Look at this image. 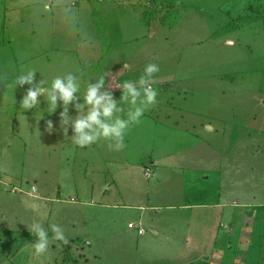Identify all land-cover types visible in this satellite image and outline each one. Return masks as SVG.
<instances>
[{
  "label": "rangeland",
  "instance_id": "1",
  "mask_svg": "<svg viewBox=\"0 0 264 264\" xmlns=\"http://www.w3.org/2000/svg\"><path fill=\"white\" fill-rule=\"evenodd\" d=\"M120 1L118 11L114 0H0V264H157L165 257L154 254L156 237L147 232L138 243L126 230V222L137 218L138 211L112 204L144 200L142 191L125 184L133 186L136 176V187L144 184L153 173L144 169L150 157L160 161L166 155L178 159L176 165H196L187 166L194 175L198 168L202 172L183 174L182 185L169 183V190L154 195L151 202L166 204L172 198L181 200L182 194L185 202L208 200L220 181L219 187L225 184L224 201L235 192L238 204L255 207L241 212L245 219L221 239L222 251L214 262L192 263L264 264V206L257 210L253 192L238 187L255 183L260 187L252 190L261 195L258 190L264 185V0H156L155 5L168 4L173 18L162 20L158 14L149 27L141 15L145 25L136 20L137 25L134 22L126 31L133 35L154 30L151 38L142 37L151 42L119 45L117 35L108 40L110 45L100 46L94 26L108 17L118 19L116 12L121 21L133 9L131 1ZM142 1L136 10L146 9ZM113 22L111 33L117 34L118 24ZM87 36L94 38L91 45L80 41ZM148 64L159 69L149 80L157 91L156 102L145 109L140 123L130 125L119 148L103 138L83 147L73 143L72 121L83 117L87 106L78 114L70 103L67 124L59 100L51 114L45 95L37 97L38 106L22 107L29 89L38 91L69 74L77 77L81 93L102 78L105 88L100 93L107 90L120 102V81H131L139 89V77ZM28 70L35 72L32 84L14 83ZM81 93L75 103H82ZM123 107L121 116L130 106ZM193 120L199 123L190 125ZM234 132L236 137L242 134L244 144L238 150L234 141L226 140ZM205 133L219 136L214 143L222 152L213 157L197 154L194 164L182 162L180 157L194 151ZM245 145L250 154L240 155ZM215 156L217 162L223 159L246 169L240 168L230 183V175L214 174L219 172ZM160 174L165 176L166 170L161 168ZM131 176L132 182L126 183ZM233 184L235 191L225 190ZM187 215L188 211L182 214ZM182 216L177 211L173 224L162 226L171 228ZM34 222L49 235L48 250L40 255L32 247ZM53 224L63 229L66 243L52 239ZM131 226L136 232L141 227L134 222Z\"/></svg>",
  "mask_w": 264,
  "mask_h": 264
},
{
  "label": "crops",
  "instance_id": "2",
  "mask_svg": "<svg viewBox=\"0 0 264 264\" xmlns=\"http://www.w3.org/2000/svg\"><path fill=\"white\" fill-rule=\"evenodd\" d=\"M114 1L115 2H113L112 4H114L119 11V7L122 2L120 0H114ZM130 1L133 4V9L127 11V13L124 14V17L127 16L125 17V19L126 18L130 19L128 20V24L124 23L125 19L120 21L119 12H116V14L118 15V19L117 18L110 19L108 17V19H104L103 21H101L100 25L96 24L94 26L95 27L94 38L97 40L99 39L101 40L99 45L100 44L110 45V41L114 39V36L116 38L117 35H118L117 39L121 41L119 45H122V42L123 44L124 43L126 44L127 41H129L130 43L133 41L151 42L148 40H144L142 37L146 36V38L148 37L151 38L150 36L154 34V30H149L148 32L146 31V32H141V34L138 33L133 35H129L126 32L127 30L132 29L129 26L133 25L134 22L136 24L137 23L136 20L142 23V21L140 20L141 15L145 17V21H147V23L145 24H147L149 27H151V22L153 21V20H149V21L147 20V18H149L147 16L148 15L147 9H149L150 7V3L148 1L144 3L142 0H127V2ZM141 1H142V6H145L146 9L136 10L137 7L141 6L140 3ZM113 21L115 22L117 21L118 24L117 34L111 33V30H113L116 27ZM134 28L136 29V26ZM98 31H100V36L98 34L99 33ZM164 37L168 39L167 36ZM94 38L92 37L90 39H94ZM141 38L143 40H141ZM90 39L87 36L86 39L81 38L80 41L83 44L91 45ZM103 40H107V41H103ZM76 41H79L78 37H76ZM139 45L140 44H138V46ZM138 57L140 58V55ZM121 60L122 61L124 60V62H126V60L123 58ZM127 67H130L129 63ZM190 117L193 119L194 117L193 114ZM199 120L191 121L190 125H193L194 123H199L198 122ZM251 121H253V119H251L250 121L248 120L247 125ZM216 136L218 135L205 133L204 138L201 141H199L196 147H193L192 150L194 151H191L183 155V157L179 156L180 160L182 162L189 161V163L194 164L192 163V160L194 156L195 157L197 156V154L199 155V157H202L204 153L208 154L210 157H213L214 155L221 153L222 152L221 149L215 145V143H217ZM241 136L242 134L240 133V135L236 137L234 132L230 134L226 138V140L228 142L234 141L233 145L236 144L237 145L236 149L238 150V147H242L244 144L243 141H240ZM244 150L245 152L243 151L242 148V150L239 151L240 155H245L246 153L250 154L248 153V149L246 145L244 146ZM172 157H173L172 155L170 156L166 155L165 158L161 156L162 159H160V161L157 160L159 159L158 157L157 158L154 156L150 157L151 158L150 162L148 165L144 166L145 167L144 169L148 170L149 172L153 171V173H151V177H149V179L146 180L144 184H139V187H136L139 182L137 176L134 178L133 186L125 184L126 188L133 187L134 191L136 192L142 191L143 192L142 196L144 200L134 201V203H131L130 205L127 203L120 204V202L118 204H112V205L113 207L116 206L118 208L121 207L122 209H126V210L133 209L138 211L136 214L137 218L131 220L129 219L126 222V226H127L126 230L136 235L138 243L140 242L139 240L140 238H145L147 232H149V234H152L153 236L156 237L157 241H155L152 244L158 247V251H154L155 252L154 254H156L157 257H165L161 259L159 258L160 260L157 261L158 262L157 264H193L192 263L193 260H200V262L209 263L208 259L214 262L216 255L218 256L222 251L221 239L226 238L227 235H231L236 230V226L238 222L241 219H245L244 216L240 218L241 212L248 207L252 210H255V207L247 203L238 204L237 195L235 192L233 195L228 193L229 198L227 201H224L223 196L225 195V193L223 191L224 190L223 188L225 184H222V186L219 187L220 181L218 182L217 190L214 192L212 197L208 198V200L207 198H205L201 202H185L184 195L182 194L181 200H176L172 198V201L166 204H163L162 202H151V197H153L158 193L163 194V192H167L169 190L168 189L169 183L177 181L182 185V183L185 181L183 179L185 175H188L189 177L196 176L200 174V172H202V169L197 167L198 169L196 170V173L198 174L194 175L193 173L194 171L193 172L188 171L187 166L190 168L191 167L196 168V165L195 166H191L190 164L176 165L178 163V159L177 161H175V159ZM168 158H171V160L168 161ZM249 158H254V157L251 155V157ZM214 159L216 160L214 166L219 167V172L214 171L215 172L214 174H217V176H222V178H224V175L225 177L230 175L228 177L230 183L237 178V174H239L240 168H244L241 167V164H236V163L230 164L229 162L223 163L222 162L223 159H221L220 162L219 161L217 162L216 156ZM162 160H165L163 161L165 163H163ZM161 168H164L166 170L165 176H162L160 174ZM261 168H263L264 170V163L262 161H261ZM231 170H235L234 171L235 176L233 175V172H231ZM175 174L176 176L173 177V175ZM128 181L132 182V176L130 178H127L126 183ZM244 181L249 182L248 179ZM235 186H236L235 184L230 185L229 187L225 188V190H233L234 188H237ZM238 187H240V189L246 188L247 190H250V192H253V197H254L253 201H257V205H258L257 210H259L260 207L264 206V188H263L264 185H261V189L258 190L262 196L257 194L256 191L254 192L256 188L260 187L258 185H255V183L253 185L248 184L247 186H238ZM253 188L255 189L252 190ZM253 201H251L250 203H252ZM107 206H109V204ZM109 207L112 208V206ZM177 211L181 213V216L184 213V211H188V215L186 217L183 216L181 218L179 217L180 218L179 222L174 224L171 228L163 227L162 224L164 223L171 225L173 224L174 221L173 216ZM145 212H148L151 216L145 219L144 216ZM158 221L161 222L158 223ZM132 222L136 224L140 223L141 226L140 230H142L141 233H139V231L136 232V230L132 228L131 226ZM180 222L182 223L180 224ZM224 228L227 229V232L225 231ZM155 243H157V245ZM89 245L91 246V244Z\"/></svg>",
  "mask_w": 264,
  "mask_h": 264
},
{
  "label": "clouds",
  "instance_id": "3",
  "mask_svg": "<svg viewBox=\"0 0 264 264\" xmlns=\"http://www.w3.org/2000/svg\"><path fill=\"white\" fill-rule=\"evenodd\" d=\"M159 71L155 64H148L142 76L139 77L138 89L135 84L128 80L120 81L123 88V94L120 102L114 101L112 94L105 90L102 94L100 89L105 88L104 80L101 78L94 85H88L83 93L81 86L75 75L69 74L64 78L56 77L46 87H40L38 91L29 89L22 99V107L25 110L38 106L40 101L37 97L45 95L48 108L51 114L57 107V101L62 102L63 111L61 117L65 124L68 120V105L75 104L77 113H82L87 106L86 114L72 121L73 136L72 141L75 145L83 147L95 143L98 139L114 141L115 146L119 148L123 142L127 130L133 123H140L145 109L155 104L157 91L151 88L149 80ZM34 70H28L26 74H19L14 83L23 85L24 83L32 84L34 81ZM147 84L148 88L143 86ZM11 91V89L9 90ZM81 93L83 96L82 103H75ZM123 105L130 106L124 116L119 115L124 112ZM139 105V106H137ZM48 127H52L51 121H48ZM87 130V131H85ZM67 131V128H65ZM53 233L52 239L61 242H67L63 229L56 224L51 225ZM30 234L35 237L32 247L37 255L44 254L49 247V235L39 222L31 225Z\"/></svg>",
  "mask_w": 264,
  "mask_h": 264
},
{
  "label": "trees",
  "instance_id": "4",
  "mask_svg": "<svg viewBox=\"0 0 264 264\" xmlns=\"http://www.w3.org/2000/svg\"><path fill=\"white\" fill-rule=\"evenodd\" d=\"M156 0H151L150 7L147 9L148 11V17L147 20H153L154 17H157L159 14L158 18L164 20V19H172L173 18V13L169 10L168 4L160 5L157 4L155 5ZM169 15V17H168Z\"/></svg>",
  "mask_w": 264,
  "mask_h": 264
},
{
  "label": "built area",
  "instance_id": "5",
  "mask_svg": "<svg viewBox=\"0 0 264 264\" xmlns=\"http://www.w3.org/2000/svg\"><path fill=\"white\" fill-rule=\"evenodd\" d=\"M142 232V230H139V233H141Z\"/></svg>",
  "mask_w": 264,
  "mask_h": 264
},
{
  "label": "water",
  "instance_id": "6",
  "mask_svg": "<svg viewBox=\"0 0 264 264\" xmlns=\"http://www.w3.org/2000/svg\"><path fill=\"white\" fill-rule=\"evenodd\" d=\"M145 88L147 89V87L145 86Z\"/></svg>",
  "mask_w": 264,
  "mask_h": 264
}]
</instances>
